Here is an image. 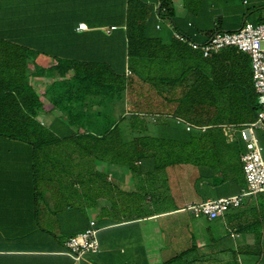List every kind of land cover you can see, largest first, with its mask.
Returning <instances> with one entry per match:
<instances>
[{"label":"crops","instance_id":"1","mask_svg":"<svg viewBox=\"0 0 264 264\" xmlns=\"http://www.w3.org/2000/svg\"><path fill=\"white\" fill-rule=\"evenodd\" d=\"M78 2L0 0V37L13 42L0 45V98L27 99L32 97V90L42 104L36 119L54 133L65 130L59 119L62 111L55 101L62 98L63 92H69L72 84L76 92L77 61L100 58L108 48L94 45L99 31L109 34L110 26L116 30L125 21L126 0H103L101 3L111 5L112 14L109 9L101 22H95L92 16H79ZM241 3L239 10L233 9L238 10L243 22L249 18L248 6L257 14L251 22H264V0ZM210 13L206 14L207 28H203L208 32L200 33L199 40L213 31L240 27H221L223 9L217 15L220 17ZM80 23L87 28L78 29ZM160 24L173 31L170 21ZM181 24L184 32L194 33L186 22ZM63 84L68 86L62 89ZM71 104L74 108L70 114L79 107L76 102ZM85 110L88 117L87 106ZM63 116L66 118V113ZM6 127L5 123L0 125V129ZM55 146L50 144L51 150H46L44 140L30 142L0 134V264H231L237 257L242 264H259L255 263L259 260L264 264V221L262 235H256L258 221L248 216L249 211L242 217H232L247 207L250 195L222 216H192L190 221L186 215L177 214L181 209L168 208L173 207L170 192L166 193V202L159 205L151 195L146 196L149 191L141 188L134 176L135 185H125L132 175L120 166L100 162L97 169L102 171L103 179L94 182L93 161L86 158L84 184L78 182L81 159L70 153L62 156L61 151L56 154ZM178 200L191 204L188 195L182 194ZM127 203L134 212L130 220L125 217ZM143 204L150 214L136 218L135 211H140ZM90 221L97 228L99 251L85 253L75 261L67 254L65 241L84 231ZM208 227L217 230L211 233ZM173 230L181 234L173 236ZM259 244L260 248L256 246Z\"/></svg>","mask_w":264,"mask_h":264},{"label":"trees","instance_id":"2","mask_svg":"<svg viewBox=\"0 0 264 264\" xmlns=\"http://www.w3.org/2000/svg\"><path fill=\"white\" fill-rule=\"evenodd\" d=\"M180 1L186 8V0ZM191 13L187 10L181 17L173 0H126L122 27L109 34L99 31L100 37L94 39V45L108 48L103 53L106 57L77 61L76 92L72 84L70 91L55 101L62 111L59 119L65 130L54 133L36 119L42 104L31 90V98H0V125L7 126L0 134L30 142L44 140L46 150L54 144L56 154L77 155L81 159L78 182L83 184L86 158H92L94 182L103 179L97 169L100 162L125 168L141 188L149 191L146 196L151 195L159 205L166 202L170 192L172 210L181 209L178 213H185L182 209L188 203L178 200L182 194L189 196L190 203H201L225 191L245 189L244 147L239 141L227 142L221 125H243L257 118L259 103L250 57L235 47L205 57L175 39L165 24L156 28L160 18L163 22L166 19L173 29L199 40V34L206 31L191 22ZM181 22L194 28V33L184 32ZM8 44L13 42L0 37V45ZM66 86L63 84L62 89ZM73 102L79 107L70 114ZM178 119L195 127L187 131ZM197 126L207 128L200 131ZM247 202V207L232 217L249 211L248 216L258 221L254 234L262 235L264 194H252ZM133 214L127 203L126 220ZM148 214L143 204L134 216ZM193 219L189 214L188 220Z\"/></svg>","mask_w":264,"mask_h":264},{"label":"built area","instance_id":"3","mask_svg":"<svg viewBox=\"0 0 264 264\" xmlns=\"http://www.w3.org/2000/svg\"><path fill=\"white\" fill-rule=\"evenodd\" d=\"M161 21L160 18L156 25L157 29L160 28ZM86 28L84 23L78 25L80 30ZM114 28L111 27L107 30L110 32ZM172 34L175 39L185 43L193 50L202 52L205 57L226 47H235L250 57L252 82L259 103L257 118L255 121L243 125H221L227 142H243L244 150L241 154V161L247 187L238 194L208 199L201 203H191L182 209L194 217L205 216L208 219H215L222 216L228 209L242 205L247 196L264 193V158L262 146L255 134V130L264 129V22L244 21L237 29L218 30L203 40L193 39L177 29H173ZM178 122L184 124L187 131L195 127L183 119H178ZM196 128L205 131L207 127L197 126ZM65 246L67 254L75 261H80L85 253H97L99 242L95 222L90 221L89 226L84 231L70 236L65 241Z\"/></svg>","mask_w":264,"mask_h":264},{"label":"rangeland","instance_id":"4","mask_svg":"<svg viewBox=\"0 0 264 264\" xmlns=\"http://www.w3.org/2000/svg\"><path fill=\"white\" fill-rule=\"evenodd\" d=\"M103 0H93V3L91 4L89 1L86 2L85 0H79L78 5H77V10H78V15L79 16H83V17H88L90 18L92 16L93 20L95 22H101L100 18L101 16H106L107 11H109L110 9V15L112 14V8L111 5H109L108 3H101ZM174 2V6H175V10L178 14L182 13L183 11L186 12L187 10H191L192 13L189 16V18L193 19V22L195 23V26H197L199 29H203V28H207V26H205L207 24L206 22V14L208 11H210L212 17L216 16V17H220L217 16L219 14H221V9L224 10V16H223V23L221 24V27H225L227 25H234V26H241V24H243V20L241 19V15L238 14V10L240 7H242V3L241 0H186V8H184L185 6H182L181 1L180 0H173ZM110 7V8H109ZM233 8H236L238 10H235ZM251 11V6L247 7V12L249 14V18H247L248 21H253L257 14L250 12ZM191 19V20H192ZM244 20V21H247ZM112 21V19L110 20ZM167 23V20H164V23ZM112 26H110L111 28ZM100 54V52H98V55ZM117 54V53H115ZM117 57L120 55H116ZM106 57V55H101L100 58H104ZM107 109V110H106ZM109 108H105L106 112H109L108 110ZM152 118L149 119L150 122H152ZM151 128H153L152 124H150ZM255 134L258 135V137L260 138V141L263 145L264 148V129L259 128L257 130H255ZM258 138V139H259ZM240 143L243 145V142L240 141ZM263 153H264V149H263ZM125 173L129 176L131 173L126 172ZM132 175V174H131ZM134 181V177L132 175V177H130L129 179L125 180V185L127 186H134L135 184ZM136 187H138V185H136ZM225 190V189H224ZM231 194L233 193V191H225L222 194ZM169 209L174 208L171 207L169 205L168 207ZM172 210V209H171ZM178 215H183V217H185V215L187 217H189V213L188 211L185 210V213H177ZM173 235L177 236V232L175 230H173ZM189 235V234H188ZM191 237V234L189 235ZM242 264L240 262L239 257H237V259H232L231 260V264ZM244 263V262H243ZM244 264H248L247 262H245Z\"/></svg>","mask_w":264,"mask_h":264},{"label":"snow or ice","instance_id":"5","mask_svg":"<svg viewBox=\"0 0 264 264\" xmlns=\"http://www.w3.org/2000/svg\"><path fill=\"white\" fill-rule=\"evenodd\" d=\"M81 27H84V25H81Z\"/></svg>","mask_w":264,"mask_h":264}]
</instances>
